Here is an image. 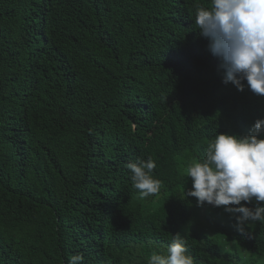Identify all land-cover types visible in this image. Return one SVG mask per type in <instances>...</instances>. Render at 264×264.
Here are the masks:
<instances>
[{
  "label": "trees",
  "instance_id": "1",
  "mask_svg": "<svg viewBox=\"0 0 264 264\" xmlns=\"http://www.w3.org/2000/svg\"><path fill=\"white\" fill-rule=\"evenodd\" d=\"M211 5L0 0V264H148L177 234L194 264L264 256V220L241 234L185 196L217 134L264 119V96L224 84L199 34ZM149 156L162 184L142 199L126 165Z\"/></svg>",
  "mask_w": 264,
  "mask_h": 264
},
{
  "label": "clouds",
  "instance_id": "2",
  "mask_svg": "<svg viewBox=\"0 0 264 264\" xmlns=\"http://www.w3.org/2000/svg\"><path fill=\"white\" fill-rule=\"evenodd\" d=\"M195 23L199 34L208 41L207 50L219 61L222 82L244 91L264 96V0H212L210 9L198 6ZM264 119H257L245 135L217 134L202 159L192 160L186 168L191 190L198 207L205 203L222 207L236 220V228L245 234L246 222L264 220ZM132 186L140 198L155 196L162 182L154 178L156 162L146 160L128 163ZM244 202V203H242ZM238 214V215H237ZM82 254L70 257L69 264H83ZM148 264H194L187 254L186 242L173 236L167 254L153 252ZM264 264V256L257 257Z\"/></svg>",
  "mask_w": 264,
  "mask_h": 264
},
{
  "label": "rangeland",
  "instance_id": "3",
  "mask_svg": "<svg viewBox=\"0 0 264 264\" xmlns=\"http://www.w3.org/2000/svg\"><path fill=\"white\" fill-rule=\"evenodd\" d=\"M189 184H191V185L189 186V190H191V187H192V181H191V179H190V181H189ZM189 229H190V226H189V224H188V225L185 226V232H188ZM257 257H259V256H257ZM257 257H256V258H257ZM254 262H255V261H254ZM255 264H257V259H256Z\"/></svg>",
  "mask_w": 264,
  "mask_h": 264
}]
</instances>
